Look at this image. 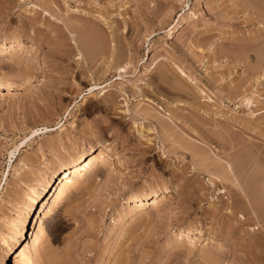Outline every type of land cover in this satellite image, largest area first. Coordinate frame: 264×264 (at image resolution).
<instances>
[{"label": "rangeland", "instance_id": "rangeland-1", "mask_svg": "<svg viewBox=\"0 0 264 264\" xmlns=\"http://www.w3.org/2000/svg\"><path fill=\"white\" fill-rule=\"evenodd\" d=\"M0 30V264L85 145L120 161L84 154L23 264H264V0H0Z\"/></svg>", "mask_w": 264, "mask_h": 264}, {"label": "bare ground", "instance_id": "bare-ground-1", "mask_svg": "<svg viewBox=\"0 0 264 264\" xmlns=\"http://www.w3.org/2000/svg\"><path fill=\"white\" fill-rule=\"evenodd\" d=\"M183 14H180L177 21L175 22L174 30H178L180 27H182V25L186 23L187 20H185L186 18ZM2 31L0 30V37L5 35L4 31ZM170 34L172 35V33ZM172 37L173 36H171V38ZM12 51V56L21 57L26 61L29 60L27 59V56H29L28 50H21L20 48H16ZM26 61L23 63L26 64ZM180 72L185 75L184 71L180 70ZM89 151H92V153L95 154L94 160L98 162L106 160V158L112 154L115 155L116 160L120 161V158L116 156L115 153H112V150L104 145L98 148H95L92 145H85L74 148L73 150H68V152H66V154L58 160L56 165L51 167L48 171H46L44 175L36 180V189H34V192L28 197L25 210L23 211L17 222L13 225L9 233L8 240L4 248L6 257L5 260L8 259V264H23V258L20 252V240H22L23 237L25 238V236L27 235V233L25 234V231H29L30 229L32 230L30 234V238L32 239L33 233L39 228L42 216L45 214L46 210L49 209L51 203L55 200L59 190L64 187V185H66L70 180H72L73 177L78 176L77 173H79V169L84 170V167L80 166L79 162L82 160L84 154ZM95 165L96 164H93V167L95 168L103 166ZM168 190L170 189L167 186H164L161 189L162 192H166ZM51 191L52 193H50ZM158 191L159 190L154 191L153 193H158ZM151 204L153 208H157V206L160 204V200H156L155 197V199H152ZM127 207L129 208V206ZM189 229L192 231L199 230V228L195 226Z\"/></svg>", "mask_w": 264, "mask_h": 264}]
</instances>
